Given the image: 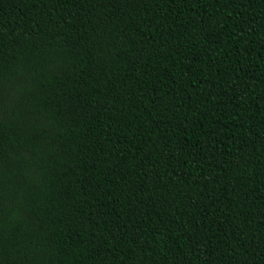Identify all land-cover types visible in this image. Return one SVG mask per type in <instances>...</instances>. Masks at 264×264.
Masks as SVG:
<instances>
[{"label": "trees", "instance_id": "1", "mask_svg": "<svg viewBox=\"0 0 264 264\" xmlns=\"http://www.w3.org/2000/svg\"><path fill=\"white\" fill-rule=\"evenodd\" d=\"M0 264H264V0H0Z\"/></svg>", "mask_w": 264, "mask_h": 264}]
</instances>
